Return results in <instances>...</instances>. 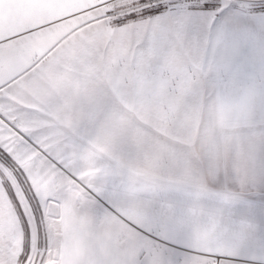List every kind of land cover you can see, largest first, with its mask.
I'll return each instance as SVG.
<instances>
[{
	"label": "snow or ice",
	"instance_id": "snow-or-ice-1",
	"mask_svg": "<svg viewBox=\"0 0 264 264\" xmlns=\"http://www.w3.org/2000/svg\"><path fill=\"white\" fill-rule=\"evenodd\" d=\"M0 264H264V0H0Z\"/></svg>",
	"mask_w": 264,
	"mask_h": 264
},
{
	"label": "rangeland",
	"instance_id": "rangeland-1",
	"mask_svg": "<svg viewBox=\"0 0 264 264\" xmlns=\"http://www.w3.org/2000/svg\"><path fill=\"white\" fill-rule=\"evenodd\" d=\"M17 10H20V11H26L25 9L23 8H18Z\"/></svg>",
	"mask_w": 264,
	"mask_h": 264
}]
</instances>
